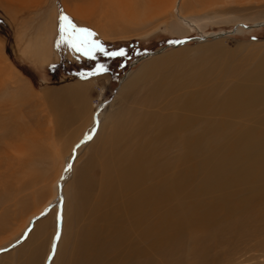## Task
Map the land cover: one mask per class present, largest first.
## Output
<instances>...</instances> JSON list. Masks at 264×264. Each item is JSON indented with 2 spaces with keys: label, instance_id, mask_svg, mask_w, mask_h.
Listing matches in <instances>:
<instances>
[{
  "label": "rangeland",
  "instance_id": "obj_1",
  "mask_svg": "<svg viewBox=\"0 0 264 264\" xmlns=\"http://www.w3.org/2000/svg\"><path fill=\"white\" fill-rule=\"evenodd\" d=\"M0 70L35 97L32 105L10 111L25 109L18 121L24 130L13 145L29 151L14 148L17 175L36 166V146L47 154L24 206L11 207L0 226V264H46L56 241L50 264H81L94 219L83 204L82 173L113 131L120 158L139 154L149 175L146 184L125 182L121 195L154 191L161 181L164 194L174 198L173 207L165 206L163 236L135 239L146 254L143 264H264V0H0ZM73 85L88 86L90 109L101 107V132L77 154L74 147L63 167L66 145L80 136L81 125L58 133L50 106L58 91ZM248 89L263 97L241 107L238 94ZM187 97L196 102L193 117L183 116ZM176 116L182 124L171 129ZM13 168L1 170L0 183ZM111 179L117 191L120 181ZM47 204L51 211L25 233L29 218ZM143 216L153 224L154 216ZM120 219L113 231L123 233L132 222ZM60 221L64 232L56 240ZM112 235L111 243L119 234ZM111 243L107 239L105 249Z\"/></svg>",
  "mask_w": 264,
  "mask_h": 264
},
{
  "label": "bare ground",
  "instance_id": "obj_2",
  "mask_svg": "<svg viewBox=\"0 0 264 264\" xmlns=\"http://www.w3.org/2000/svg\"><path fill=\"white\" fill-rule=\"evenodd\" d=\"M178 14H179V16H181L179 10H178ZM181 20L187 27H189L190 29H193L194 25L191 24L192 23L191 21H190L191 23H189L183 17L181 18ZM101 21H102V19H101ZM98 22H100V20ZM105 27H106V25H105ZM106 34H107V32H106ZM103 35L107 36L105 34H103ZM41 56H43V55H41ZM44 56H46V54ZM45 58H47V57H45ZM3 73L0 70V173H1V170L3 168L5 170H8V169H11V168L15 167L16 165H18V162L15 163L10 158L12 156L13 158L17 159V157H19V156H17V153L19 152L20 148H21V150H20L21 152L29 151L28 149L26 150V146H24V147L19 146V149L17 147L18 152L16 153L17 149L14 147L15 145H13V142L16 139V137H18V135L21 136V132H22V130H24L22 128V125L20 126L18 124V121H20L19 119L21 118V115L24 113L25 109H23L19 115H16L15 113L12 114V113H10V111L17 110L18 107H25L26 108L29 105H32V103L35 101V99H34L35 97L32 94L30 95V92L26 93L25 85H23L22 82L19 83V81L17 79H14V78L5 79V78H3V75L5 76V74H3ZM260 76H262L261 78L264 80V73H261ZM258 89H255V90L248 89V91L245 90L244 93H242V92L239 93L238 94L239 100L237 99L240 102L239 105H241V107H242L243 105H247V103L251 104L253 102H258L259 99L257 100V97L261 96V92ZM89 90H90L89 87L85 86V85H73L68 89H65V90L63 89L61 92L58 91V93H56V95H55L56 97L53 94V96L55 98L51 103L50 109H51V111H53L55 118H57L56 123H55L56 131H58V133H61L65 126L68 128V125H73L76 122H80V125H81L79 127V130H81L80 136L74 135L75 136V137L73 136L74 138L71 137L72 141H70L69 146H68V144L66 145L67 152L64 151V153L65 154L67 153V154L63 158V162H65L62 165L63 167H65L69 164V162L72 158V152H73L74 147H75V152L77 154V150L79 149V147L86 145L87 143L92 141L101 132V130L99 129V127H100V113L98 111V107L99 108H101V107L97 105L95 109L94 108L90 109L89 96L91 93ZM256 91L259 92L260 94L257 93ZM261 97H263V96H261ZM186 102L188 104H190L189 107H187L188 105L186 106ZM186 102H185V106L187 108L185 109V107L183 106V109H185L183 116L187 117L184 115L186 113L187 115L190 114V115H188V117L189 116L193 117L194 114H196V112H198L197 106H195L196 102H194L193 100H190V98L186 99ZM229 104H230V102H229ZM227 105L228 104L226 103V106ZM222 108H224V107H222ZM57 112H59V115ZM178 115H179V112H178ZM180 116H182V114ZM183 118H181V120ZM165 122H167V121H165ZM181 124H182V122L180 121L179 116H176L175 118L171 119V121L168 123V125H170L169 128H171V129L177 128ZM28 131L29 130H27V132ZM54 131L55 130H53V132ZM113 132L114 133L111 136H109L108 139L106 138L107 140L105 142H103V146L101 148L103 152L100 155V157H96L99 159L95 160L93 158L94 156L93 157L91 156L92 159H90V161L86 164L88 174L86 175L87 170H85V169H84V172L82 173V176H84L85 182L83 183L82 181H80V183L82 182V184L84 185V187L82 186L84 188L83 193H81L83 195L82 196L83 197V204H84L85 208L89 212L93 213V215H94V216H92V218L94 217V219L92 221V226L88 229V231H86V234H85V235H87L86 237H88V239L85 238V239H87V241L83 238L84 234L82 236V239H84V241H86L87 243L85 242L86 244H85V246H83L84 248L82 249L81 254L79 255L81 257L79 259L81 264H94V263H96V264H143V263H145L144 261L146 259L145 260L143 259L146 257L145 251L143 249L137 248V243H139L138 241H144L145 239L147 240L149 235H151V234H155L156 238H160L161 236H163L164 229L162 230V222H163V219L165 218V216L169 215V213H170V211L165 212L166 211L165 206L173 207L174 198L172 196L164 194L165 191L160 186V185H162L161 181L157 182L158 183L157 186H159V187H157L155 189L152 187L154 189V191H144V190L141 191L140 190L136 196L130 195L127 197H123L121 195V192H122L121 190H123V185L125 182H127L128 185H131V184L132 185H137V184L140 185V183L146 184L148 181L147 179L149 178V175L144 174L142 171V169L146 168L147 166L145 167V164H144L145 161H143L142 157H139V154H132L131 158L128 157L129 159H127V161H125V162L122 160V158H120L122 152H121V154L117 153V146H118L117 141L119 138L117 136L116 131H113ZM48 134H50V133H48ZM52 136H54V138H55V135H52ZM79 137H81L82 139L75 141V139L79 138ZM92 137H94V138H92ZM19 138H21V137H19ZM91 138H92V140H90ZM141 138H142V136H141ZM68 140H70V137L68 138ZM41 143H42V141H41ZM14 148L16 151H14ZM93 148H97V147H93ZM5 149H6V151L4 152L3 150H5ZM32 153L34 156V158H33V156H32V158H33V160L36 161V166L34 168L28 169V168L24 167L22 169V172L20 173V175H17L16 168H13L14 173L10 174V172H9L7 175L9 177H6L7 180L0 183V210H2V212L4 211V214H2L3 216L0 215L1 216L0 217V226L3 225V222L5 221V216L9 214L8 210H10L11 207L14 206V208L17 209V207L24 206V202L26 201L23 197L24 194L27 193L28 191H30L31 186H33L35 184L36 179L39 180L43 174V172H42L43 170L41 171L42 168L40 167V165H42V160H43V162H45L47 159L46 151H44V148L43 149H42V147L37 148V146H36V148H34L32 150ZM20 154H22V153H20ZM28 154L31 155V152H29ZM143 158H144V156H143ZM152 163L153 162H151V164ZM28 164L30 166V163H28ZM153 164H155V163H153ZM96 166H99V168H100L99 169L100 172L98 175L93 170V169H96V168H94ZM153 168H154V166H153ZM155 171H157V169H155ZM158 171H159V169H158ZM96 172H98V171H96ZM154 172L151 171V173H154ZM67 174H68V171H66V169L63 173L61 170L60 176L58 177V179H56V180H58V183L61 181V180L59 181V178L62 176L63 181H64ZM154 174H156V172ZM156 175L158 176V174H156ZM159 175H160V173H159ZM113 177H115V178L117 177V179H118L117 181H120V183L117 182L118 184H120L119 189L117 191H113V189L116 187L115 184L113 183L114 182L113 179H111ZM158 177H161V176H158ZM32 179H33V181H32ZM55 184H57V183H55ZM77 184H78V186L80 185L79 183H77ZM62 186H63V183H62ZM80 189H78V190H80ZM137 190H135V191H137ZM76 192H78V191H76ZM61 196L63 197V192H62ZM79 196H80V194H79ZM77 198H78V196H77ZM121 198L123 199L122 201H120ZM76 200H78V199H76ZM51 204L45 205L39 212L37 211L38 213L33 214L29 218L27 227L26 228L23 227V228H25V233L29 232V229H28L29 226H31L32 224L34 225L35 221L37 219H39L43 213H45L47 211H49V212L51 211V209H52L50 207V206H52ZM77 204H78V202H77ZM83 204L81 202L80 206H82ZM76 206H78V205H76ZM84 206H83V208H84ZM86 209H85V211H83V213L87 211ZM79 210H81V209H79ZM49 212L47 214H49ZM172 212H174V211H172ZM146 213H149L150 215L154 216L153 219H155L154 222L150 221L153 224H151L149 226H148V223L146 222L148 220L145 221V219H147V218H143L144 217L143 214L146 215ZM130 214L131 215L134 214L133 215L134 217L130 218L131 217ZM139 215H141V216L139 217ZM126 217H129L128 222L129 221L132 222L131 224L128 223L131 225L130 227L128 226L129 228L126 227L127 225L125 222H127V220L123 221L124 218H126ZM133 218H136V220L134 221ZM87 219H89V217H87ZM119 219L121 220V223L126 225L125 230L123 231V233L121 232L122 229L120 230V228H119L120 232L119 231L116 232V230H114L115 233H118L119 235H117V238H115V240H114L115 242L111 243L110 237L112 235V232H114L113 231L114 225L117 222H118V224H120ZM48 222H49V220H46V221L44 220L43 222L39 223V226H38V227H40V232L38 230L39 234L42 231H44V229L47 227ZM121 226H123V225H121ZM82 227L84 229V226H82ZM115 227H117V226H115ZM61 228L62 227H61V221H60L59 222V230H58L59 232H58L56 240L61 239L60 238L61 237L60 236ZM86 228H88V227H86ZM117 228H115V229H117ZM121 228H123V227H121ZM83 229H81V230L83 231ZM62 231H63V228H62ZM83 233H84V231H83ZM80 234H81V232H80ZM113 235H114V233H113ZM107 239L111 243L110 245L113 244L112 245L113 248H111V250H114L113 253H111V250L109 251L108 249H105L106 246L104 244L106 243ZM135 239L138 241H136ZM57 242L58 241H56L55 245H54V241H53V243H52V247L54 245L53 252L49 256L46 264H50L51 258L55 252V246H56ZM99 246H100V248H97ZM118 247H121V249ZM75 249H77V248H75ZM77 251L78 250H76V253L78 254L79 252H77ZM82 257H84V258L82 259ZM90 258H92L93 260H91ZM130 258H132V259L130 260ZM26 261L31 262L32 258L30 257ZM21 264H24V263H21Z\"/></svg>",
  "mask_w": 264,
  "mask_h": 264
},
{
  "label": "water",
  "instance_id": "obj_3",
  "mask_svg": "<svg viewBox=\"0 0 264 264\" xmlns=\"http://www.w3.org/2000/svg\"><path fill=\"white\" fill-rule=\"evenodd\" d=\"M244 27H247L248 28V26H244ZM221 37H223V35H218L217 37H216V39H219V38H221ZM204 39V38H203ZM184 42H182V43H180L179 45H181V44H183Z\"/></svg>",
  "mask_w": 264,
  "mask_h": 264
}]
</instances>
